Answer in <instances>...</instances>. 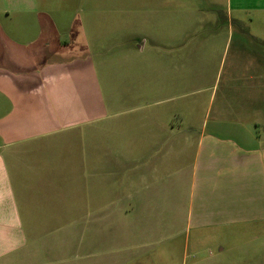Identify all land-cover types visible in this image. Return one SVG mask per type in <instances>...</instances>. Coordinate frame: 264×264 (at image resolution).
Masks as SVG:
<instances>
[{
    "label": "crops",
    "instance_id": "1",
    "mask_svg": "<svg viewBox=\"0 0 264 264\" xmlns=\"http://www.w3.org/2000/svg\"><path fill=\"white\" fill-rule=\"evenodd\" d=\"M42 1L0 0V13L33 14L39 11ZM214 4L211 9L224 6L226 16L231 18L237 11L264 9V0H225L222 6ZM123 13L128 21L109 27L123 30L118 49L97 50L102 56L98 62L103 70H93L92 53L88 49L100 35L103 36V22H93L95 14L92 11L69 27L38 23L36 38L19 48L5 43L7 57L4 66L0 65V95L3 98L0 100V264H59L67 255L68 262L75 264L76 224L82 221L104 223L109 217L123 223L135 215L140 216L141 205L151 217L152 210L157 208L154 192H167L168 187L171 193L174 188L172 174L181 172V169L171 170L169 165L173 160H187L195 180L197 174L202 175L197 200L193 194L186 221L194 222L197 240L211 252V263L208 264H264V232L252 231L260 226L264 228V215L260 214L261 206L264 207V137H256L254 141L255 137L244 136V129L237 128L264 123V118L248 121L241 112L242 109L254 112L258 109L253 107L254 103L264 95L263 47L249 44L246 67L249 72L239 74L244 80L243 91L232 88L231 82L239 78L232 66L220 106L223 111H232L235 118L205 120L195 137L179 139L187 133L179 130L176 140L173 136L162 139L157 134V123L167 124L158 120L157 110L153 108L158 105L155 102L157 88L153 86L155 81L151 74L154 63L151 57L143 63L139 61L147 44L148 47L162 44V40L140 30H151L155 26L157 10ZM213 21L219 25L218 20ZM164 36L166 38V34ZM238 43L244 42L239 40ZM166 60L163 58L165 66ZM177 61L183 62V59ZM57 66L62 72L51 70ZM140 67L144 68L143 75L139 72ZM181 68L175 69L176 75L172 69L164 70L159 77L161 84L164 83L163 91H169L173 85L177 89L183 88L185 80ZM98 71L100 77L110 80L122 95L127 96L129 91V97L117 103H131L124 106L116 103L117 106L111 109L133 114L131 118H134L121 123L122 128L131 132L118 138L114 148L117 151L109 150L103 137L91 134L88 117L93 109L87 100L93 92L101 93V84L94 81ZM140 75L146 82L145 88H149L145 99H141L138 88ZM77 79L81 80L79 88ZM105 84L109 86L107 82ZM208 88L205 84L202 90L205 92ZM247 91L248 104L244 102L238 107L234 101H227L230 96L241 94L246 99ZM149 96L153 97L149 99ZM142 109L145 124L155 127L150 128L145 137L139 136L135 127L140 117L135 114ZM222 126H232L233 130L222 135L218 131ZM186 127L196 129L193 123ZM194 140L196 148L192 145ZM122 143H132V150L126 147L123 151L119 146ZM188 151L193 152L192 159L189 158L191 152L187 156ZM110 159L117 160L116 169L125 166L117 171L122 181L116 190L123 194L117 198L111 214L101 206L103 196L100 194L109 189L106 177L112 169ZM130 172L133 176L128 180ZM158 179L162 180V186H157ZM197 188L196 185L195 190ZM143 194L145 199L149 196L142 204ZM82 206L83 209L77 208ZM164 207L163 201L160 212H164ZM163 217L161 221L170 222L169 226L173 228L174 220ZM226 227L232 230H224ZM189 243L185 233L184 248H188ZM121 245L129 250L136 246L124 240ZM100 246V256H103L102 241ZM97 264H103L102 257ZM197 264L205 263L198 260Z\"/></svg>",
    "mask_w": 264,
    "mask_h": 264
},
{
    "label": "rangeland",
    "instance_id": "2",
    "mask_svg": "<svg viewBox=\"0 0 264 264\" xmlns=\"http://www.w3.org/2000/svg\"><path fill=\"white\" fill-rule=\"evenodd\" d=\"M224 2L225 0H44L39 11L33 14L12 12L7 15L0 13V61H2L0 65L4 66V58L7 57L5 43H9L8 46L19 48L27 41L35 39L38 34V29H36L38 23L48 25L58 23L69 27L78 18H84L86 14L92 11L95 14L93 22H103L101 25L103 36L100 35L88 49L92 53L93 70H103L98 62L102 56L97 54V50L103 52L117 50V46L124 35L120 27H111L110 29L109 27L118 22H127L123 12L127 13L128 10H157L155 26L151 30L149 28L140 30L147 36H155L156 39L162 40V44L156 47H148L149 44H147L146 52L144 55H140L139 59L143 63L148 57H151V62L154 63L151 74H153L155 81L153 86L157 88L155 102L157 101L158 105L153 108L157 110L158 120L167 124L164 126L157 123V134L162 139L166 136L170 138L173 136V140H176L177 135L179 136L178 131L185 130L187 133L181 135L179 139L182 136L195 137L205 120L212 122L218 118L224 120L235 118L232 111H223L220 106L223 90L228 83L232 66H235L234 70L238 76L247 73L249 72V69L246 68L248 67L249 44H260L264 50V9L250 10V12L237 11L232 14V19L226 16L225 7L222 6ZM214 3L221 4L222 7L218 8L220 10L211 9L213 5L215 6ZM164 10L167 11L163 12ZM212 18L218 20L219 25L217 22L213 24ZM130 23L134 26L132 20ZM218 26L219 28H217ZM239 40H243L244 43H238ZM260 48L258 46L257 49L261 50ZM163 58H167L166 66ZM179 58H182L183 62L178 63L177 59ZM177 67H182L185 85L182 89H177L173 85L169 91H163L164 83L161 84L159 77L166 68L172 69L173 74L176 75L175 69ZM51 70L59 71V67ZM77 70H80L79 67ZM143 71L144 68L140 67L139 72L142 75L144 74ZM80 81L77 79V88H79ZM94 81L101 84V93L95 94L93 92L87 100L93 109L91 116L88 117L92 128L91 134L93 137H103L109 150L117 151L114 148L118 145V138L124 134L130 135L131 132L130 130L127 132L128 128H122L121 123H124V120L133 121L134 118H131L133 114L117 113L111 109H114L117 104H121L117 102H124L129 97V91L126 93L127 96L122 95L121 91L110 83V80H103L100 77L99 71L98 77ZM104 81L108 83V87ZM231 83L234 90L243 91L244 80L240 76ZM205 84L209 88L204 92L202 88ZM145 85L146 82L140 75L138 88L142 93L141 99L148 97L145 93H149V88H145ZM233 89L232 91L235 92ZM152 97L149 96V99ZM248 99L247 91L246 99L245 95L241 94L239 96L232 95L227 101H234L235 106L240 107L244 105V102L248 104ZM0 100L3 101L2 95H0ZM129 103L131 102L125 104ZM2 104L4 103L2 102ZM125 104L121 105L124 106ZM253 107L258 109H255L254 112L242 109V115H245L244 118L248 121H261L264 118V95L254 103ZM138 114L140 117L136 121H139V124H136L135 127L138 129L139 136L145 137L150 132V128L153 130L155 127L145 124L146 118H144L143 109L137 111L135 115ZM190 123L195 124L196 129H187L186 125ZM180 124L184 127L179 126ZM208 128L211 129L210 126ZM237 128L239 130L244 129V136L255 137L254 141L257 140L256 137L259 139L264 137V123L260 122L257 126ZM219 129V133L224 135V133L231 132L233 127L222 126ZM195 141L192 143L194 148H196ZM175 143L176 141L174 147L176 146ZM119 146L123 151L126 147L132 150V143H122ZM190 152L188 151L187 156ZM192 157L193 152L189 158L192 159ZM117 165L116 159H110L112 169L106 177L109 189L100 193L103 196L101 206L106 207L109 214L113 212L117 198L123 194L116 190L117 184L122 181L117 171L125 166L123 164L116 169ZM170 166L173 172L178 169H181V172L172 174L171 184L174 188H171V193H169L168 187L167 192L166 190L154 192L153 199L157 202V208L152 210L151 217H148L146 207L141 205L139 208L140 216L135 215L134 218L123 223L115 222V219L109 217L104 223L82 221L76 224L75 242L77 247H75L77 250H75L76 256L73 260L75 264H97L100 262V257L103 258V264H197L198 260L199 263H211V252L205 249L206 245H202L197 240V229L194 222L186 221L188 206L193 194H196L195 201L197 200L202 175L197 174L195 180V177L192 176L191 164L187 160H173ZM132 176V172L128 173V180ZM157 184L158 187L162 186V180L158 179ZM196 185L198 188L195 190ZM241 194L242 191L238 197ZM144 196L145 194L141 197L142 204L149 194L146 199ZM163 201L165 204L164 212H160ZM77 208L83 209V206ZM239 212L240 210H238V214ZM260 214L264 215V207L262 206ZM163 216L170 221L174 220L172 222L173 228H170V222L161 221ZM229 228L226 227L224 230H232ZM252 231L264 232V228L260 226ZM185 233L190 239L188 248H184ZM162 238L163 240H160ZM123 240L125 243L129 241L131 244L135 243L136 246L132 250L123 249L121 245ZM101 241L103 256H100ZM91 244L92 247H90ZM204 249L205 251L202 253ZM59 264H70L68 255L65 258L62 257Z\"/></svg>",
    "mask_w": 264,
    "mask_h": 264
}]
</instances>
